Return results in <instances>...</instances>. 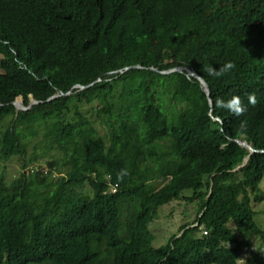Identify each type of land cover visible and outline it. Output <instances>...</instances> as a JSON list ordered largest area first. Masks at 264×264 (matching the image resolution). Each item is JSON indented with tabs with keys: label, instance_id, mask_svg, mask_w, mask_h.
Instances as JSON below:
<instances>
[{
	"label": "trees",
	"instance_id": "trees-1",
	"mask_svg": "<svg viewBox=\"0 0 264 264\" xmlns=\"http://www.w3.org/2000/svg\"><path fill=\"white\" fill-rule=\"evenodd\" d=\"M178 67L209 98L184 71L164 74ZM234 94L239 116L216 103ZM18 97L40 103L16 111ZM15 159L0 172V264H237L252 232L264 242L251 207L264 0H0V166ZM179 199L198 203L194 221L153 247L159 208ZM257 247L245 264H264Z\"/></svg>",
	"mask_w": 264,
	"mask_h": 264
},
{
	"label": "rangeland",
	"instance_id": "rangeland-1",
	"mask_svg": "<svg viewBox=\"0 0 264 264\" xmlns=\"http://www.w3.org/2000/svg\"><path fill=\"white\" fill-rule=\"evenodd\" d=\"M27 151H30L29 148H27ZM37 152L40 153V150L37 149ZM15 160L16 161L11 162V164L7 166H0V172L4 179H9L18 172L19 161L17 159ZM246 160H244L242 166L245 165ZM15 177H17V175H15ZM85 193L90 194V190L86 188ZM184 195H188V193H184ZM254 195H260L261 201L251 206L256 214L253 217L254 221L252 224L255 232L257 231L261 233L264 237V191L260 192L257 190ZM197 208V202L190 203L183 199L173 201L172 203L159 208L158 218L153 221L149 227L154 236L153 247L158 248L163 246L171 235L178 233L180 226L191 224L195 219ZM249 240L254 248L259 245L264 250V242L259 236L255 235L254 232L251 233Z\"/></svg>",
	"mask_w": 264,
	"mask_h": 264
},
{
	"label": "clouds",
	"instance_id": "clouds-1",
	"mask_svg": "<svg viewBox=\"0 0 264 264\" xmlns=\"http://www.w3.org/2000/svg\"><path fill=\"white\" fill-rule=\"evenodd\" d=\"M235 67V65L231 62V61H226L223 65H222V67H220L219 69H214V68H211V67H209L208 68V74L210 75V76H220L221 74H223V73H226V72H228L229 70H231V69H233ZM130 67H128V68H124L123 70H121V71H116V72H114L115 74H122L124 71H126V70H128ZM131 68H139V67H137V66H133V67H131ZM178 68H181V67H178ZM183 68V67H182ZM175 69H177V68H175ZM172 70H174V69H172ZM172 70H170V71H172ZM164 74H169V72H166V73H164ZM78 89V88H77ZM80 90V89H79ZM83 90V89H82ZM55 95H57V97H59L60 95H58V94H55ZM55 95H53V96H55ZM247 95V101H248V104L249 105H255L256 104V94L254 93V92H249V93H247L246 94ZM52 96V97H53ZM57 97H55V98H57ZM19 98H21V97H18L16 100H15V102L14 103H16V102H18V104L20 103L19 102ZM51 98V97H50ZM55 98H53V99H55ZM49 99V98H48ZM46 100V101H50V100H52V99H50V100ZM31 100H33L32 98H30V101H29V103L31 102ZM21 101H22V98H21ZM35 101V100H34ZM37 102V104L38 103H40V102H38V101H36ZM14 103H12V105L14 106ZM29 103H28V105H29ZM216 103H217V106L218 107H220V108H223V109H226L227 111H229V112H231V113H233L234 115H237V116H239L242 112H244L245 111V107L241 104V99H240V96L239 95H232L229 99H227V100H223V99H220V98H217V101H216ZM22 104H23V107H27L28 105H24V103H23V101H22ZM36 105V104H35ZM34 106V105H33ZM32 107V106H31ZM30 107V108H31ZM14 108H15V106H14ZM29 108V109H30ZM29 109H27V110H29ZM15 110H16V108H15ZM27 110H16V111H27ZM243 122H241V129H243ZM238 142H245V141H236V143H238ZM246 143V142H245ZM252 148V147H251ZM253 149V148H252ZM261 153H263V152H261ZM128 175V171L126 170V169H124V168H121V169H119L118 171H117V173H116V181L117 182H119V181H121L125 176H127ZM111 192H115V189H112L111 190ZM164 206H166V205H164ZM193 226H196V224H194ZM204 232H206V230H203V229H201V232L200 233H198L197 235H198V238H202V237H204V236H206L207 235V232H206V235H204L203 233ZM181 233L182 232H178L177 234H175L177 237H179L180 235H181ZM166 242H167V240H166ZM165 242V243H166ZM252 248L250 249V248H246V247H242L241 248V251H240V255H239V258H238V260H237V264H245V262L251 257V252L253 251V249H254V247H253V245L251 246Z\"/></svg>",
	"mask_w": 264,
	"mask_h": 264
},
{
	"label": "water",
	"instance_id": "water-1",
	"mask_svg": "<svg viewBox=\"0 0 264 264\" xmlns=\"http://www.w3.org/2000/svg\"><path fill=\"white\" fill-rule=\"evenodd\" d=\"M183 71L186 73L187 76L193 77V78L197 79V80L200 82L201 87H202V89H203V92L205 93L206 97L209 98V89H208L207 84H206L201 78H199V76H197L193 71L181 67V68L174 69V70L170 71L169 73H172V72L182 73ZM75 88H78V89H80V90L84 89V87H81V86H75ZM55 97H57V95H55V96L49 98L48 100L53 99V98H55ZM19 102H20L19 104H18V102L14 103V106H15L16 110H27V109H29L31 106L37 104L36 101L31 100V102L29 103V105H28L27 107H23V104H22L21 98H19ZM209 105H210V108H212L211 102H209ZM238 144H239L240 146L246 148V149L249 151L250 154L256 152L254 149H252V148L250 147L249 144H247V143H245V142H238Z\"/></svg>",
	"mask_w": 264,
	"mask_h": 264
},
{
	"label": "built area",
	"instance_id": "built-area-1",
	"mask_svg": "<svg viewBox=\"0 0 264 264\" xmlns=\"http://www.w3.org/2000/svg\"><path fill=\"white\" fill-rule=\"evenodd\" d=\"M203 234L206 235V232H204Z\"/></svg>",
	"mask_w": 264,
	"mask_h": 264
}]
</instances>
